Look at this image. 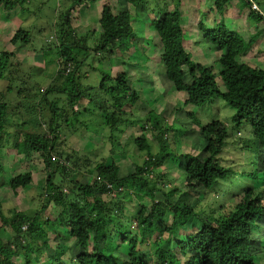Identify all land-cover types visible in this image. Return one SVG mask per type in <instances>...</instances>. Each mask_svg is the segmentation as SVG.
<instances>
[{
  "label": "trees",
  "instance_id": "obj_1",
  "mask_svg": "<svg viewBox=\"0 0 264 264\" xmlns=\"http://www.w3.org/2000/svg\"><path fill=\"white\" fill-rule=\"evenodd\" d=\"M182 1L174 0L171 8L162 10L158 17L151 20L157 42L162 47L159 48L162 50L166 77L178 92L187 94L185 106L200 107L207 102L213 104L217 99L224 100L236 110L230 124L215 120L201 127L200 133L205 139L202 155L173 154L166 138L173 125L167 127L162 114L153 115L154 110H151L148 121L141 129L145 132L151 124L159 147L147 155L143 163L134 168V172L121 176L117 162L110 165L101 162L96 167L100 179L92 185H79L82 190L80 200L65 195L61 184L50 177L46 185L47 203L35 215L13 212L11 217H7L1 214L0 264H14L12 258L4 254L7 246L10 249L15 247L12 248L14 255H21L24 264H257L250 247L256 228L259 224L264 226V205L261 200L264 189L256 193L253 186L258 182L264 185V69L238 60L253 47L254 40L247 42L224 25L211 28L202 21L199 29L204 32L206 40L221 52L216 61L220 69L216 71L214 65L196 63L186 47ZM234 1L215 0L214 8L224 13ZM245 1L252 8L253 3ZM22 2L25 0H0V6L12 11L18 5L22 6ZM130 2L135 7L141 4L146 11L149 10L144 5L145 0ZM253 2L256 3L255 0ZM83 3L75 0L71 9ZM250 15L264 21V14L259 9L252 8ZM64 21L59 34L61 56L58 64L61 72L69 73L70 85L75 86L74 74L79 66L85 65L90 50L72 27L70 13ZM99 23L102 32L97 44L98 52L107 54L111 49L128 47L136 40L132 15L127 11L115 15L110 4H104ZM19 41L30 42L27 32L22 29L16 31L11 39L12 44ZM80 54H84L86 59H80ZM10 56L12 54L2 53L0 66ZM52 91L55 90H48V93ZM85 97L89 98L88 105L96 106L94 109L87 106L85 111L99 110L95 111V117L101 114L102 123L112 133L121 126L135 127L137 120L131 117L134 113L127 115L125 110L130 104L141 102V97L129 85L126 73L115 76L104 74L92 95L87 91L71 94L70 107L78 123L76 114L80 112L77 113L75 107ZM8 106L7 102L0 101V134L6 128ZM53 107L56 110V106ZM195 116L194 113L188 115L197 124L199 120ZM231 129L237 133L242 131L236 136L239 146H229ZM57 133L56 130L49 136L24 133V141H18L13 146L23 155L42 153L44 165L55 174L62 169L51 154L58 140ZM113 136L108 137L112 147L119 144L124 148L129 140H134L139 151L153 150L150 140L143 133L139 137L130 136L126 144ZM229 147L237 152L239 161L228 163L223 159V153ZM169 161L176 164L184 162L186 190L176 185L170 174L160 170ZM62 170L66 173L65 169ZM32 178L31 172L20 174L11 180L10 186L14 191L26 188L32 183ZM108 184L112 185L111 189ZM198 189H202L204 198L192 202L191 192ZM98 193L101 196L115 194V197L107 201L104 197L100 198ZM126 193L136 194L141 203L134 220L137 235L129 228L125 231L124 224L115 228L112 226L116 220V208L122 205L116 200ZM89 199H93V202ZM51 202L61 207L55 219L46 215ZM168 221H171L170 224ZM5 227L12 230L10 240L2 236ZM48 231L60 239L74 240L76 246L80 247L78 255H68L66 245L53 247ZM125 245L129 246V259L118 263L120 258L117 253ZM33 246H37L35 250ZM150 248L153 253L149 252ZM51 251L53 255L50 257ZM44 257L48 258L41 262Z\"/></svg>",
  "mask_w": 264,
  "mask_h": 264
},
{
  "label": "rangeland",
  "instance_id": "obj_2",
  "mask_svg": "<svg viewBox=\"0 0 264 264\" xmlns=\"http://www.w3.org/2000/svg\"><path fill=\"white\" fill-rule=\"evenodd\" d=\"M74 1L25 0L21 3L22 6L18 5L12 11H6L0 6V55L12 54L9 60L2 62L0 66L3 72V77L0 78V101L9 104L6 128L4 133L0 134V226H3L1 214L7 217H11L13 212L35 215L47 203L46 185L50 177H54V180L61 184L65 195L80 200L82 190L79 185H92L100 179L96 167L101 162H106L108 165L117 162L121 176L134 172L137 165H141L147 155L155 152L159 147L151 130V124L147 126L145 132L141 129L148 121L151 110H154L153 115L162 114L167 127L173 125L166 138L171 146L170 151L179 155L186 153L202 155L205 139L200 133L201 127L215 120H222L229 125L236 113V110L222 99H217L213 104L207 102L200 107L185 106L187 94L178 92L173 83L167 79L161 57L162 47L157 42L151 20L158 17L162 10L171 8L174 0H145L144 5L149 9L148 11L141 4L135 7L130 0L89 2L81 0L84 2L83 5L76 4L74 9H71ZM214 2L215 0L182 1L186 47L191 52L193 60L204 66L214 65L216 71L220 69L216 61L221 52L206 40L204 32L199 29V23L202 21L211 28L224 25L247 42L254 40L253 47L238 60L264 69V21H259L257 17L250 15L251 9L256 7L264 14V0H255V8L254 5L250 8L245 0H235L224 13L214 8ZM104 4H110L115 15L129 12L132 15V26L136 36L134 43L132 42L128 47L111 49L107 54L96 50L102 32L99 21ZM69 13L72 27L78 37L84 39L83 44H86L90 50L85 65L79 66L74 74L75 86L70 85L69 73L60 71L58 61L61 56L59 34L66 22L64 19ZM19 29L27 32L30 38L28 44L21 41L17 44L11 43L12 37ZM79 58L86 59L84 54H80ZM122 72L128 75L129 85L135 88L141 97V102L139 100L130 104L125 110L127 115L134 113L131 117L137 120L135 127L121 126L112 133L110 128L102 123L99 112L100 115L95 117V111L99 110L85 111L87 106L90 109L96 107L88 105L87 97L80 100L75 107L77 113H81L76 114L80 123L75 121V115L70 107L71 94L87 91L92 95L99 87L104 74L115 76ZM51 89L55 91L48 93ZM63 89L65 90L60 91ZM189 113H194L198 118L199 122L196 125L194 120L188 117ZM84 121L88 131L83 126ZM53 130L58 131V140L55 141V149H52V158L62 169H65L66 173H63L62 169L55 174L49 170L44 165L42 153L23 155L16 151V146H13L24 139V133L49 136L53 134ZM241 132L230 130L229 146H239L236 143V136ZM142 133L150 140L153 150L151 148L150 151H139L134 140H129L125 145L127 147L124 148V145L119 144L112 147V143L108 141L111 134L114 135V139L119 138L125 143L130 136L139 137ZM223 159L228 163L239 161L237 152L230 147L223 153ZM160 170L170 174L176 185L186 190L184 162L176 164L169 161ZM28 172L32 174V183L26 188L14 191L10 186L11 180ZM253 186L256 193L264 189L261 182L253 183ZM193 192L190 195L192 202L196 199L203 200L202 189ZM98 196L101 195L98 193ZM102 197L108 201L115 196L107 194L100 198ZM89 200L93 202V199ZM261 200L264 205V195ZM116 202L122 205L116 208L117 211L114 213L116 220L112 226L115 228L124 224L125 231L129 228V231L137 235V224L135 222L134 225V220L141 203L136 194L134 196L133 193H126ZM59 208L61 207H56L51 202L46 215L55 219L60 213ZM170 222L168 221L169 224ZM48 233L53 247L57 244L66 245L68 255L72 257L78 255L80 247L76 246L74 240L60 239L54 233L49 231ZM12 234L11 228L5 227L2 236L5 240H10ZM36 247L33 246L32 249L35 250ZM12 248L7 246L4 254L12 258L14 264H24L23 257L14 255L15 247ZM128 249L129 246L125 245L117 253L120 258L118 263H124L129 259ZM149 252L153 253L151 248ZM250 252L254 254L257 264H264L262 224L256 228ZM52 255L53 251L48 256ZM181 257L185 258L183 255ZM47 258H41V262ZM32 259L34 261V257Z\"/></svg>",
  "mask_w": 264,
  "mask_h": 264
},
{
  "label": "built area",
  "instance_id": "obj_3",
  "mask_svg": "<svg viewBox=\"0 0 264 264\" xmlns=\"http://www.w3.org/2000/svg\"><path fill=\"white\" fill-rule=\"evenodd\" d=\"M250 1L253 3V5H254V8H255V6H256V5L254 4L253 0H250ZM256 9H257V7H256ZM108 187H109V188H111V187H112V185H109ZM24 229H26V227H24Z\"/></svg>",
  "mask_w": 264,
  "mask_h": 264
},
{
  "label": "clouds",
  "instance_id": "obj_4",
  "mask_svg": "<svg viewBox=\"0 0 264 264\" xmlns=\"http://www.w3.org/2000/svg\"><path fill=\"white\" fill-rule=\"evenodd\" d=\"M255 5H256V3H254ZM256 9V8H255ZM256 10H258V9H256ZM195 123V122H194ZM196 125V124H195ZM166 136H167V134H166ZM64 165H66V164H64ZM110 184H108L107 186H109ZM109 188V187H108ZM111 189V188H110ZM115 194H113V196H114Z\"/></svg>",
  "mask_w": 264,
  "mask_h": 264
}]
</instances>
